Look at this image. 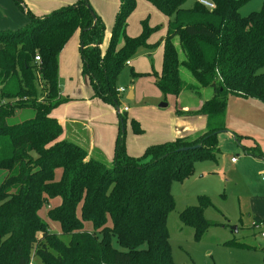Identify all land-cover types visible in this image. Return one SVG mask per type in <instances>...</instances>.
I'll return each instance as SVG.
<instances>
[{
    "label": "trees",
    "instance_id": "1",
    "mask_svg": "<svg viewBox=\"0 0 264 264\" xmlns=\"http://www.w3.org/2000/svg\"><path fill=\"white\" fill-rule=\"evenodd\" d=\"M13 1L29 21L0 32V264H174L166 226L174 209L170 182L190 175L193 160L218 153L229 95L264 104V72L258 71L264 66V10L243 17L240 0H210L212 9L196 0L188 8L186 0H146L167 17L161 71L150 73L155 85L164 95H177L190 88L179 76L181 66L187 69L211 95L197 111L177 108L176 113L203 114L205 126L149 145L140 157L126 152L118 132L107 163L60 139L62 127L51 111L69 99L58 85V57L77 31L81 71L93 96L116 107V73L145 44L151 28L142 21L141 33L127 36L135 1L119 0L108 44L101 49L104 23L88 0L39 17L23 0ZM18 109H31L33 116L14 121ZM48 204L46 215L59 224L58 232L39 215ZM207 206L210 201L200 198L198 206L179 214L196 237L208 227Z\"/></svg>",
    "mask_w": 264,
    "mask_h": 264
},
{
    "label": "rangeland",
    "instance_id": "2",
    "mask_svg": "<svg viewBox=\"0 0 264 264\" xmlns=\"http://www.w3.org/2000/svg\"><path fill=\"white\" fill-rule=\"evenodd\" d=\"M72 1L75 2V0H23V3L33 16L39 17L43 15V7H47L51 12L62 7L61 5H71ZM88 1L104 23L102 44L105 46L108 44L119 9V0ZM134 1V8L127 17L125 34L130 37L139 35L142 21H146L152 31L145 44L137 46L128 55L129 64L123 62L116 73V87L124 89L118 93L117 102L120 116L124 118L122 123L120 124L115 106L103 102L102 108L98 107L93 91L88 83H84L77 31L70 36L61 51L58 83L62 91L67 88V95L70 98L83 99L76 98L64 102L56 106L54 112L68 114L71 111V103H74V110L88 112V109H91L92 120L106 119L108 114H111L115 130L122 133L126 152L133 157H140L147 146L173 140V134L166 133V127L175 122L173 116L180 115L176 113L177 107H180V102L185 101L193 105L199 95L195 96L194 93L192 95L188 92H182L179 96L164 95L156 87L155 79L150 73L161 71L162 44L166 36L167 17L146 0ZM194 1L186 0L183 7H190ZM48 2L49 6H45ZM262 10H264V0H240L239 13L243 17L253 11ZM15 12L29 21L24 10L13 0H0V32L16 30L28 24V22L21 25L11 24L16 18ZM121 44L120 35L117 47H121ZM258 71L264 72V66ZM180 75L185 81L193 78L182 66L179 68ZM129 90L133 91L132 99L126 97ZM205 90L203 96L210 97L211 90L209 88ZM160 103H166V106H159ZM123 107L131 110L123 112ZM32 116L33 110L18 109L13 119L19 121ZM88 116L89 114L86 113V117ZM133 122L137 124L140 132L136 131ZM65 127L72 135L73 129L69 124H65ZM225 127L227 131L217 134L218 153L215 157L193 160L190 175L182 181L170 182L169 191L174 199V209L167 217L166 226L174 264H264V239L252 226L256 216L264 220V178H262L264 104L229 95L226 102ZM88 138L86 137L87 143ZM231 157L236 158L235 162L230 161ZM2 177L3 173H0V180ZM58 177L59 172L56 175V178ZM200 198H207L210 201V206L203 209V218L209 224L200 236L196 237L194 229L180 221L179 214L188 206H198ZM48 207L49 204L39 212L44 213L42 218L49 224L50 229L58 232L59 224L50 220L44 212ZM85 227L91 229V224L86 222ZM113 245L117 247L115 238Z\"/></svg>",
    "mask_w": 264,
    "mask_h": 264
},
{
    "label": "crops",
    "instance_id": "3",
    "mask_svg": "<svg viewBox=\"0 0 264 264\" xmlns=\"http://www.w3.org/2000/svg\"><path fill=\"white\" fill-rule=\"evenodd\" d=\"M49 2L45 6H49ZM73 3H74V1L71 2V4H73ZM68 5H70V4H68ZM61 6H64V5H61ZM42 10L44 11L42 13L43 15L50 12L49 11L50 9H47V7H43ZM15 13H17L16 18L14 20H12L11 24L21 25L24 23L26 24L28 22L26 19L22 18L18 12H15ZM16 22H18V23H16ZM8 24H10V23H8ZM126 25H127V23H126ZM106 46L107 45L104 46L103 44L100 45L101 49H105ZM60 55H61V52L59 54V57H60ZM59 57H58V75H59ZM180 78L182 79L181 75H180ZM191 79H193V78H190V81H185L184 79H182L184 84H186L190 88L189 89L183 88L175 96H179L180 93H182V92H186V93L188 92L190 94L194 93L195 96H196V94H198L199 97L197 98L196 103H194L193 105H189V101L180 102L179 109L182 111H197L201 107L203 102L210 98L209 95L207 97L203 96V94L206 91L205 88L201 87V86H197L195 84L196 82H194ZM84 83L85 84L88 83V85L90 86V84H89V82L85 76H84ZM58 85H59V83H58ZM59 87H60V85H59ZM90 88H91V86H90ZM60 91H61L63 96L66 95L67 97H69L67 95V93H68L67 88H64V91H62V89L60 87ZM91 91H92V88H91ZM126 97H127V99H132L134 97L133 91L129 90L126 94ZM76 98H77V100L83 99L81 97H76ZM76 98H72V97L70 98L69 97L68 101H70L72 99H76ZM68 101H66V102H68ZM96 101L98 102L97 106L102 108L101 103H103V102L101 100H99L98 98H96ZM253 102H256V101H253ZM71 105H70L71 111L68 114H62L59 112L58 113L54 112V111H56L55 110L56 107L54 109H52V111H51L52 117H54L62 127V134L60 135V139L69 140V141L83 147V149H85L87 151L88 156L93 155V154L99 155L101 158L104 159L105 162L109 163L112 159V156H113L114 143L116 140L115 137H117L116 134L118 135V130L116 131L115 130L116 128H114V124H113L111 114H108V117L106 119L95 117L96 119L92 120L91 115H93V111L91 109H88V112H84L82 110H74V103H71ZM123 108H122L123 112H127V111L131 110L130 108L126 107L127 109L124 111ZM107 110L110 111L109 109H107ZM115 110H116V108H115ZM86 113L89 114L88 117H86ZM116 113L119 114V116H120V113H121L120 109H119V112H116ZM61 116H63V117H61ZM173 117L175 119V122L172 123L170 126L166 127V133L173 134L174 138L179 137V136H183V135H190V134L196 133L198 131H201L205 126L206 118L203 114H196V113L191 114V115L180 114L177 116L175 115ZM86 120H89V121H86ZM65 124H69V127L73 129L72 135H70V132H68L66 130ZM86 137H89L88 143H87ZM263 167H264V164H263ZM53 203H58V200L55 199ZM44 212H46V210ZM43 214L41 212H39V215L41 217H44ZM255 218L258 219V216H256ZM255 218H254V221H258V220H255Z\"/></svg>",
    "mask_w": 264,
    "mask_h": 264
},
{
    "label": "built area",
    "instance_id": "4",
    "mask_svg": "<svg viewBox=\"0 0 264 264\" xmlns=\"http://www.w3.org/2000/svg\"><path fill=\"white\" fill-rule=\"evenodd\" d=\"M199 4L209 8V9H212L214 7V3L210 0H196ZM34 59L36 61L39 60V56H34ZM126 64H129V60H126L125 62ZM116 91L117 93H120L122 91H124V89L122 87H117L116 88ZM0 104H2V101L0 100ZM127 108L124 107L123 110L125 111ZM232 162H235L236 158L235 157H232L230 159ZM262 178H264V174L262 175ZM252 226L254 229H257L258 232H259V236L264 239V222L263 221H253L252 222Z\"/></svg>",
    "mask_w": 264,
    "mask_h": 264
},
{
    "label": "water",
    "instance_id": "5",
    "mask_svg": "<svg viewBox=\"0 0 264 264\" xmlns=\"http://www.w3.org/2000/svg\"><path fill=\"white\" fill-rule=\"evenodd\" d=\"M159 106H166V103H160ZM115 108H116V112H119L118 106H116ZM194 147H198V145H196ZM186 149H188V148L187 147L182 148V150H186ZM255 220H257V219L255 218Z\"/></svg>",
    "mask_w": 264,
    "mask_h": 264
}]
</instances>
